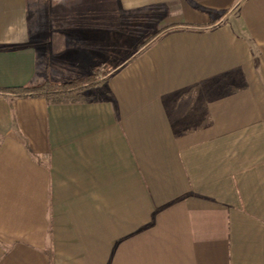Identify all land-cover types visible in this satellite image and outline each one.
<instances>
[{
    "label": "crops",
    "instance_id": "crops-1",
    "mask_svg": "<svg viewBox=\"0 0 264 264\" xmlns=\"http://www.w3.org/2000/svg\"><path fill=\"white\" fill-rule=\"evenodd\" d=\"M0 264H264V0H0Z\"/></svg>",
    "mask_w": 264,
    "mask_h": 264
},
{
    "label": "trees",
    "instance_id": "trees-1",
    "mask_svg": "<svg viewBox=\"0 0 264 264\" xmlns=\"http://www.w3.org/2000/svg\"><path fill=\"white\" fill-rule=\"evenodd\" d=\"M110 72L103 66L94 67L91 74L66 83L44 82L39 86H25L17 88L0 89V95L15 98H44L49 101L59 102L71 94L95 87L107 80Z\"/></svg>",
    "mask_w": 264,
    "mask_h": 264
}]
</instances>
